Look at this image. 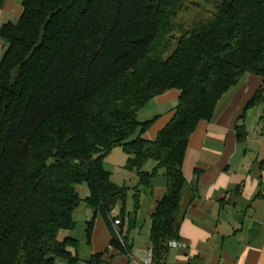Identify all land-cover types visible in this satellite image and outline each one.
<instances>
[{
    "label": "trees",
    "instance_id": "trees-1",
    "mask_svg": "<svg viewBox=\"0 0 264 264\" xmlns=\"http://www.w3.org/2000/svg\"><path fill=\"white\" fill-rule=\"evenodd\" d=\"M188 1L22 0L18 22L0 27V264H77V243L58 236L75 227L80 184L93 216L121 203L110 246L124 252L121 227H136L141 190L159 170L167 186L150 216V260L167 264L191 133L244 75L264 80V0ZM171 89L180 91L172 119L144 139L154 119L141 122L138 112ZM261 104L264 88L237 119L238 142L247 112ZM116 147L139 178L127 215L128 190L111 182L105 162ZM92 228L93 218L88 240ZM101 256L89 264H105Z\"/></svg>",
    "mask_w": 264,
    "mask_h": 264
},
{
    "label": "crops",
    "instance_id": "crops-1",
    "mask_svg": "<svg viewBox=\"0 0 264 264\" xmlns=\"http://www.w3.org/2000/svg\"><path fill=\"white\" fill-rule=\"evenodd\" d=\"M22 0H0V27L20 19ZM5 45L0 41V58ZM264 80L246 74L240 82L216 104L208 122H199L189 138L182 163L185 185L181 193L180 211L183 219L178 242L184 248L170 251L167 264H264V104L249 110L242 124L247 136L238 142L235 126L246 103ZM180 91L171 89L151 99L139 112L141 122L154 119L143 138L155 140L172 119ZM127 155L120 147L111 150L105 162L111 182L128 190L124 203L125 214L132 211V192L139 186L136 173L124 169ZM154 164L149 163L151 170ZM197 176L196 191L192 184ZM167 186L163 170L152 179L151 186L141 190L136 227L123 234L127 249L120 252L110 246L117 227L112 219L120 213L118 203L110 216L93 211L85 200L89 196L86 184L76 186L81 202L74 210L75 227L62 231L58 238L75 241L78 245L77 264H89L92 256L102 254L105 264H147L151 257L149 241L150 216ZM256 195H258L256 197ZM93 218L91 237L87 227ZM74 253L73 249H70ZM59 264H67L59 260Z\"/></svg>",
    "mask_w": 264,
    "mask_h": 264
},
{
    "label": "built area",
    "instance_id": "built-area-1",
    "mask_svg": "<svg viewBox=\"0 0 264 264\" xmlns=\"http://www.w3.org/2000/svg\"><path fill=\"white\" fill-rule=\"evenodd\" d=\"M114 225L115 226H118L119 225V222L118 221H115L114 222ZM169 247L171 248V249H176V248H184L185 246L183 245V244H181V243H179L178 241H172V242H170L169 243ZM146 263L147 264H151V260H150V258H148L147 260H146Z\"/></svg>",
    "mask_w": 264,
    "mask_h": 264
},
{
    "label": "rangeland",
    "instance_id": "rangeland-1",
    "mask_svg": "<svg viewBox=\"0 0 264 264\" xmlns=\"http://www.w3.org/2000/svg\"><path fill=\"white\" fill-rule=\"evenodd\" d=\"M191 2V0H189L188 1V3H190ZM188 3H186V4H188ZM193 3V2H192ZM189 9V12H188V14H187V19H189L192 15H193V13H194V9H195V6H190V8H188ZM190 20V19H189Z\"/></svg>",
    "mask_w": 264,
    "mask_h": 264
}]
</instances>
